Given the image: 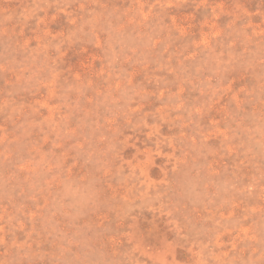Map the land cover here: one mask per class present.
<instances>
[{"label": "rangeland", "instance_id": "374dc122", "mask_svg": "<svg viewBox=\"0 0 264 264\" xmlns=\"http://www.w3.org/2000/svg\"><path fill=\"white\" fill-rule=\"evenodd\" d=\"M0 264H264V0H0Z\"/></svg>", "mask_w": 264, "mask_h": 264}]
</instances>
